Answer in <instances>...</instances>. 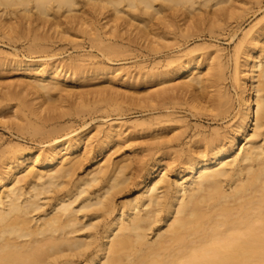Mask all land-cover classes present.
<instances>
[{"label": "bare ground", "instance_id": "1", "mask_svg": "<svg viewBox=\"0 0 264 264\" xmlns=\"http://www.w3.org/2000/svg\"><path fill=\"white\" fill-rule=\"evenodd\" d=\"M229 2L0 0V31L27 37L35 42L31 49H43L39 41L52 35L84 32L100 43L102 34L118 39L124 36L122 30L134 27L137 39L147 40L150 34L155 45L150 40L147 47L161 51L170 44L160 42L163 37L151 29L157 14L169 9L190 18L181 29L189 37L201 24L192 20L194 15L202 16L207 7L214 14ZM85 6L106 22L98 27ZM215 22L210 20L208 28ZM236 48L246 58L233 73L239 89L233 122L211 130L196 126L191 135L187 120L170 111L137 122L142 128L170 131L155 143L140 193L127 201L118 199L133 177L129 165L106 154L120 140L124 121L110 120L100 130L97 155L104 161L83 173L94 137L87 131L90 123L74 126L67 116L84 111L87 103L63 105L64 100L50 95L62 89V72L70 70L68 78L75 80L84 75L83 68L65 67L56 59L45 63L13 58L27 74L22 88L33 96L16 94L11 107L13 98L0 101V115L15 109L16 120L8 124L20 133L17 140L0 142V264H264V24L245 31ZM102 49L121 54L130 47L109 43ZM176 57L172 63L178 62L158 71L157 77L182 74L179 87L192 92L190 103L198 113L206 111L215 123L228 118L232 102L227 89L218 87L210 96L205 91L221 73L204 77L208 73H202L200 62ZM99 66V71L115 67ZM169 90L155 93L156 110L176 108ZM144 168L137 164L138 172ZM175 168L173 180L169 173Z\"/></svg>", "mask_w": 264, "mask_h": 264}, {"label": "rangeland", "instance_id": "2", "mask_svg": "<svg viewBox=\"0 0 264 264\" xmlns=\"http://www.w3.org/2000/svg\"><path fill=\"white\" fill-rule=\"evenodd\" d=\"M223 5L224 8L216 10L214 14L213 8L207 7L202 16L200 14L193 16L192 20L201 21L200 28L193 31V33L202 35L201 38L196 34L186 37L181 33V29L185 28L184 21H190V18L184 19L180 13L169 9L157 14L156 17L159 19L154 17L151 29L159 32L163 37L160 42L170 44L169 47H164L161 51L147 47L151 43L150 40H152L151 45H155L152 35L149 34L147 40L137 39L134 27L122 30L124 36L118 37V39L113 35L102 34L103 41L100 43L93 41L91 36L84 32L66 35L65 38L52 35L49 39L39 41L45 46L43 49H31L30 46L35 48V42L27 37L15 38L0 31V101L7 97L13 98L11 104L8 105L11 107L12 103L16 102L15 97L17 96L13 97L14 95L18 94L19 97L22 96L26 99H31L33 96L32 92L22 88L28 79L27 74L23 69L17 67L14 61H11L13 58L44 61L45 63L56 59L61 61L65 67L69 65L73 68L78 66L83 68L84 75L79 74L78 79L75 80L68 78L70 70L66 73L62 72L65 77L60 80L62 89L51 92L50 95L56 100L59 98L64 100L65 104L62 101L63 105L67 104L66 101H85L87 103L84 111L72 115L73 117L67 116L69 120L72 119V122L68 123H72L74 126H80L83 122L90 123L87 131L94 137L88 147L91 151L88 152L89 157L84 161L83 173L104 161L103 155H97L102 140L100 130L106 129L110 120L120 118L124 121V132L120 140L116 144L108 146L106 154L108 157L111 156L113 162L121 161V163L129 165L127 171L132 172L133 177L119 195L118 201L132 199L140 193L145 171L153 161L155 143L164 141L166 139L164 135L169 134L170 131V129H165L157 132L154 130L155 126L142 128L137 125V122L155 117L160 112L170 111L187 120L188 125L192 127L191 135L196 126L208 130L213 127L229 126L235 119V114L238 113L239 89L236 86L233 73L236 65L243 63L246 55L239 52L236 46L245 31L251 28L256 29L264 24V0H232V2ZM83 9L87 11L89 18L98 27L106 22V19L101 20L102 15L96 13L90 6H85ZM210 20L216 22L215 26L209 29ZM171 23H174L175 27H170ZM101 31L105 30L101 29ZM109 43L124 44L129 46L130 50L121 54L102 51V46ZM160 46L162 45L160 44ZM194 48L197 49L193 50ZM172 56L175 58L178 56L181 60L192 57L200 62L202 73H208L204 77L214 79L215 74L221 73L220 79L217 83L215 82L218 85L212 83L213 85L211 84L205 91L210 96L216 94L215 92L219 88L227 89L232 102L231 114L228 118L215 123L205 114L206 111H203L202 114L198 113L190 103L193 97L192 92L179 87L184 78L182 74L157 77L158 71L172 68L178 62L176 60L172 63ZM169 63L173 65L169 66ZM108 64H113L115 67L102 71L97 68L99 65L102 67V65ZM161 80L164 81L163 84H159ZM168 87L169 94L175 98L177 106L175 109L158 111L156 110L158 106L156 94L162 88ZM201 94L203 97L204 93ZM111 100L117 105L113 104ZM63 107L66 109L65 106ZM60 109H63L62 106ZM14 111L15 109L9 108L0 115V142L20 138V133L8 124V122L16 120ZM67 117L66 119H68ZM188 138L185 140L187 141ZM22 141L31 144L28 140ZM138 163L145 166L141 172L137 171ZM176 170L175 168V171L169 173L173 180L176 177Z\"/></svg>", "mask_w": 264, "mask_h": 264}]
</instances>
